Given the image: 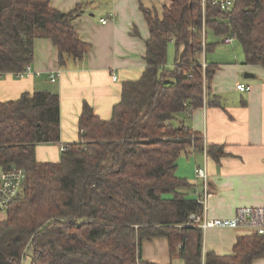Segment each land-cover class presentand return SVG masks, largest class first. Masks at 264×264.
I'll list each match as a JSON object with an SVG mask.
<instances>
[{"label": "trees", "instance_id": "1", "mask_svg": "<svg viewBox=\"0 0 264 264\" xmlns=\"http://www.w3.org/2000/svg\"><path fill=\"white\" fill-rule=\"evenodd\" d=\"M169 2L161 17L141 8L149 32L141 77L122 84L108 120L82 105L79 141L65 145L58 162L35 159L37 145L60 140L58 95L25 93L0 102V167L26 173L0 221V264H152L141 247L155 238H166L170 256L182 264H252L264 257V235L254 233L238 237L230 255L203 252L202 230L187 225L203 207L182 192L191 185L176 176L178 158L201 148V140L173 125L177 115L205 103L220 106L211 94L217 66L205 60L215 46L207 31L234 36L244 64L264 67V0H234L227 11L210 1L204 9L200 0ZM81 13L82 5L62 13L48 0H0V74L30 65L36 39L52 42L60 67L81 61L88 48L75 28ZM169 43L176 56L166 69ZM207 153L215 160L224 155L216 146Z\"/></svg>", "mask_w": 264, "mask_h": 264}, {"label": "crops", "instance_id": "2", "mask_svg": "<svg viewBox=\"0 0 264 264\" xmlns=\"http://www.w3.org/2000/svg\"><path fill=\"white\" fill-rule=\"evenodd\" d=\"M48 1L51 8L62 13L82 5L75 28L88 46L83 59L68 60L60 67L52 42L36 39L30 64L32 74L22 79L13 74L0 78V102L16 100L25 93L44 91L58 95L60 140L35 147L39 163L58 162L62 148L79 141L78 118L84 103L92 107L99 119H110L120 100L122 84L138 80L146 66L145 42L149 32L141 8L161 17L163 7L170 4L169 0ZM102 19L107 23L102 24ZM233 43H222L228 48V58L216 65L211 81V94L218 98L220 106L205 103L190 115H177L173 121L176 128L190 129L201 140V148L192 147L178 158L176 176L191 185L182 192L198 199L203 183L196 178V171L205 170L208 196L203 215L210 220L228 221L238 208L264 207V67L245 65L240 44L236 51ZM246 74L250 77H244ZM50 75L55 76L54 82ZM238 85L249 90L240 92ZM211 146L222 148L224 155L219 160L207 153ZM251 234L246 227L209 228L203 232V252L230 255L236 239ZM141 256L152 264H182L177 256H170L166 238L143 241ZM252 264H264V257Z\"/></svg>", "mask_w": 264, "mask_h": 264}, {"label": "built area", "instance_id": "3", "mask_svg": "<svg viewBox=\"0 0 264 264\" xmlns=\"http://www.w3.org/2000/svg\"><path fill=\"white\" fill-rule=\"evenodd\" d=\"M207 1H210L212 5L218 6L221 10L227 11L233 6L234 0H200L202 9ZM102 24H106L107 20L102 19ZM222 43L225 45H232L235 41L234 36L226 35L222 37ZM204 40V38H203ZM202 69L206 68V64L202 62ZM16 78L22 79L32 74L30 65L26 66L24 70L12 73ZM3 74H0V78ZM49 79L51 82L55 81V76L50 75ZM113 80H116L113 77ZM237 90L245 92L249 90V87L245 85H238ZM26 178V173L23 169L18 167L1 168L0 167V212L6 213L11 203L18 197L22 191L23 183ZM196 178L203 183V193L198 195L197 202L204 207L207 192H206V172L204 169H197ZM202 214H191L187 225H192L199 228L204 232L209 228L216 227H246L249 228L252 233L258 235H264V207H243L238 208L235 211L234 217L228 221L222 220H210L206 219Z\"/></svg>", "mask_w": 264, "mask_h": 264}, {"label": "rangeland", "instance_id": "4", "mask_svg": "<svg viewBox=\"0 0 264 264\" xmlns=\"http://www.w3.org/2000/svg\"><path fill=\"white\" fill-rule=\"evenodd\" d=\"M206 38H207V43H214L215 46L211 52H208L206 54L205 60L208 63L212 62V64H214V65H218V64L224 62V60L226 58H228V48H226V46H224L221 43V40H222L221 37H215L211 34V32L207 31ZM233 44H234L233 45L234 49L236 51H238L239 50V43L235 40V42ZM175 56H176L175 45H174V43H169L168 47H167V63L165 66L166 69L172 68ZM5 218H6V214L0 212V220H3Z\"/></svg>", "mask_w": 264, "mask_h": 264}, {"label": "water", "instance_id": "5", "mask_svg": "<svg viewBox=\"0 0 264 264\" xmlns=\"http://www.w3.org/2000/svg\"><path fill=\"white\" fill-rule=\"evenodd\" d=\"M244 77H250V75H247V74H246Z\"/></svg>", "mask_w": 264, "mask_h": 264}]
</instances>
